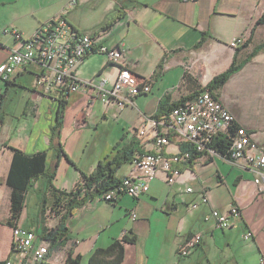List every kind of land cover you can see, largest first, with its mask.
<instances>
[{
    "label": "crops",
    "instance_id": "0c3cea01",
    "mask_svg": "<svg viewBox=\"0 0 264 264\" xmlns=\"http://www.w3.org/2000/svg\"><path fill=\"white\" fill-rule=\"evenodd\" d=\"M57 16L83 35L96 37L98 47L119 48L123 66L148 80L151 92L134 97V106L123 110L97 101L86 114L93 92L80 90L68 95L61 115L56 91L45 93L37 87L41 69L29 64L16 70L0 97V264L18 260L8 225L11 148L33 156L45 153L46 173L54 175L57 189L69 192L81 182V173H92L115 149L143 144L135 133L138 127L148 125L151 138L155 123L172 104L196 95L235 59L242 63L256 52L216 96L238 126L252 135L253 143L264 149V23L258 24L264 17V0H0V64L21 46L13 33L27 39ZM237 37L242 44L232 48ZM119 67L92 53L77 75L82 80H107L110 86ZM17 96L20 113L8 112V101ZM143 145V153L157 152L154 141ZM163 152L176 155L179 148L170 144ZM130 171L131 164H126L119 180ZM164 175L159 173L148 193L138 198L123 195L110 203L96 197L78 208L64 235L46 242L47 261L91 264L95 252L118 242L124 249L120 264H264V183H255L252 170L221 155L199 156L176 185L168 186ZM188 187L195 192L186 193ZM47 188L46 177L33 183L17 224L38 236L43 227L57 228L60 219L47 212L43 220ZM203 189L209 191L210 205L190 211ZM232 206L239 207L241 216L229 230L205 220L212 209L224 213ZM248 233L252 240L244 239ZM195 235L202 236L199 245L180 256V247ZM115 258L103 254L96 264H113Z\"/></svg>",
    "mask_w": 264,
    "mask_h": 264
},
{
    "label": "built area",
    "instance_id": "2783aa9c",
    "mask_svg": "<svg viewBox=\"0 0 264 264\" xmlns=\"http://www.w3.org/2000/svg\"><path fill=\"white\" fill-rule=\"evenodd\" d=\"M105 29L101 35L107 32ZM5 34L8 31H4ZM17 40L22 41L20 48L14 50L8 59L0 64V97L5 86L15 75L16 70L29 64L41 69L37 78V87L45 93L56 91L58 98L64 96L67 101L69 94L80 90L85 93L93 92L87 104L86 114L97 101L105 105L113 104L119 110L134 106V97L151 92L148 80L133 74L123 66L122 51L114 47H98V39L94 36L83 35L73 28L63 16L51 18L38 31L23 39L20 33H13ZM242 44V38L237 37L231 42L232 48ZM92 53L105 56L109 63L120 64L117 78L110 86L107 80L97 78L82 80L77 75V69ZM154 125V124H153ZM153 136L148 137V125H142L135 131L143 144L154 141L157 152L140 153L131 163V171L123 176L119 184L105 192L100 198L103 201L116 203L121 196L138 198L145 195L151 188L152 182L159 173L165 174L168 186H174L182 176L180 166L193 157L202 155L213 158L219 154L211 145L218 138H227L229 145L228 159L236 166L252 170L255 183H264V149L253 143L252 135L239 127L232 113L217 99L215 93L204 90L194 97L185 100L177 108L162 116L155 123ZM174 144L179 153L167 155L163 148ZM180 144H187L190 150L181 152ZM186 193L193 194V188H187ZM209 191L198 192L197 198L188 207L196 211L202 205L211 203ZM239 207L232 206L227 212L221 213L212 209L206 216L207 222L214 221L219 230L227 231L234 220L239 219ZM136 218V215H133ZM201 235H195L186 241L179 249L180 256H188L199 245ZM245 240H252L248 233ZM13 251L17 254V264H53L47 261L50 247L46 241L31 229L20 226L13 228ZM7 264H14L9 261Z\"/></svg>",
    "mask_w": 264,
    "mask_h": 264
},
{
    "label": "trees",
    "instance_id": "16d2710c",
    "mask_svg": "<svg viewBox=\"0 0 264 264\" xmlns=\"http://www.w3.org/2000/svg\"><path fill=\"white\" fill-rule=\"evenodd\" d=\"M263 23L264 17L258 21V24ZM255 54L256 52L252 53L242 63H239L237 59H235L232 66L229 67L227 71L216 76L208 85L197 91V94L204 90L216 94L218 90L229 82L234 74L241 71V69L253 58ZM194 96L195 94L181 100V102L177 104H172L170 106L171 110L177 108L182 102ZM58 102V114L62 115L67 105V101L64 96H60L58 98ZM61 125V122L58 121L57 130L60 129ZM142 145L143 144L141 142L137 141L135 143H131L129 146L115 149L112 155L107 156L99 162L96 170L92 173H81V182L69 192L57 189V187L53 184L54 175L49 176L48 173H46L47 155L45 153L33 156L25 154L15 148H11L14 152V156L7 183L9 188L12 190V216L8 221V225L12 228H16L18 226V221L22 217L23 211L26 207L29 189L39 178L46 177V179H48V188L46 191V197L42 203L41 214L43 220L46 218L45 214L47 212H50L52 215H56L60 219L57 228L55 229L49 230L47 227H43L39 237L44 239L46 242H55L61 237V235H64L68 220L78 208L82 207L93 198L95 199L96 197H100L105 192L115 188L119 184V172L126 164H131L136 155L143 153ZM229 145L230 143L227 138H218L214 144L211 145V147L219 155H221V157L229 158ZM180 149L181 152H187L190 150V147L187 144H180ZM199 156L196 155V157H193L184 164L177 166V168L181 170L182 174L186 170H193L194 161L197 160ZM123 241L125 243L129 242L126 239H123ZM132 241L133 239L130 240V242ZM123 252L124 249L122 245L117 242L110 249L108 248L106 250H99L95 252L91 258V264H96L97 257L103 254L109 256L115 255L116 258L113 264H120L123 260Z\"/></svg>",
    "mask_w": 264,
    "mask_h": 264
},
{
    "label": "rangeland",
    "instance_id": "374dc122",
    "mask_svg": "<svg viewBox=\"0 0 264 264\" xmlns=\"http://www.w3.org/2000/svg\"><path fill=\"white\" fill-rule=\"evenodd\" d=\"M92 79H94V78H92ZM87 80H91V79H87ZM87 80H85V81H87ZM8 105L10 106V108L8 109V112H11V113L17 112L18 114L20 113L21 101H20L18 96L15 97L12 101L9 100ZM29 209H30V211H34L33 214L36 215L37 211H36V209L32 208L31 204L29 205Z\"/></svg>",
    "mask_w": 264,
    "mask_h": 264
}]
</instances>
